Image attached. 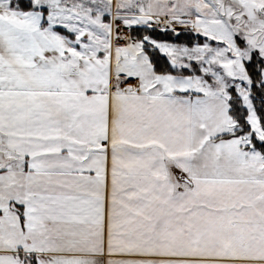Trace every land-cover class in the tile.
Here are the masks:
<instances>
[{"label": "snow or ice", "instance_id": "snow-or-ice-1", "mask_svg": "<svg viewBox=\"0 0 264 264\" xmlns=\"http://www.w3.org/2000/svg\"><path fill=\"white\" fill-rule=\"evenodd\" d=\"M0 264H264V0H0Z\"/></svg>", "mask_w": 264, "mask_h": 264}]
</instances>
